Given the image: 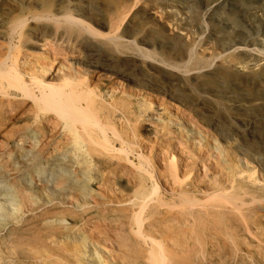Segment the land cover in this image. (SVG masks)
Returning a JSON list of instances; mask_svg holds the SVG:
<instances>
[{
	"label": "rangeland",
	"instance_id": "1",
	"mask_svg": "<svg viewBox=\"0 0 264 264\" xmlns=\"http://www.w3.org/2000/svg\"><path fill=\"white\" fill-rule=\"evenodd\" d=\"M35 30L46 33L45 42L34 41ZM6 39L21 52L41 53L42 61L47 58L56 65H67L79 89L93 94L100 117L117 126L136 148L145 149L144 144L152 141L156 147L162 146L164 132L190 150L201 142V151L219 163L220 169L225 168L245 205L236 213L223 212L229 208H211L213 213L210 208H192L191 214H179L176 220L166 213L156 218L160 226L153 232L164 245L168 264H264V0H0V45L5 53L11 45ZM21 103L13 129L35 131L32 114L24 115L33 105L21 107ZM171 111L190 117L207 139L190 136V141L173 124ZM0 118V123L6 122L5 114ZM59 124L55 133L47 126L40 130L51 144L45 152L48 177L41 182L38 162H22L26 151L13 146L6 150L14 155L8 169L20 164L16 182L25 185L34 179L48 185L46 180L53 173L63 177L58 175L60 154L72 155L73 149L63 146ZM118 141L113 142L122 148ZM218 146L225 148L228 166L218 159ZM91 157L92 167L72 164V176L82 172L78 173L82 180L93 179L91 187L97 192L102 186L108 192L115 184L123 192V162L97 152ZM188 185L194 187L192 179ZM80 188L69 179L61 182L62 191L74 197L82 192ZM42 197L53 203L33 206V214L19 225L0 227V264H39L31 250L54 248L50 238L56 231L48 221L60 213H66L72 227L87 233L92 229L124 230L126 243L115 240L122 244L116 246L123 259L118 264H153L143 256L145 250L137 249L123 223L125 216L116 219L105 210V203L99 201L98 208L73 213L70 201L61 195ZM109 237L111 240L113 233ZM56 255L58 261L48 254L52 259L46 264H78L62 248Z\"/></svg>",
	"mask_w": 264,
	"mask_h": 264
},
{
	"label": "bare ground",
	"instance_id": "2",
	"mask_svg": "<svg viewBox=\"0 0 264 264\" xmlns=\"http://www.w3.org/2000/svg\"><path fill=\"white\" fill-rule=\"evenodd\" d=\"M74 20L72 21L74 22ZM32 33L37 44L44 41L47 37L43 31L35 30ZM6 41L9 42L7 39ZM9 43L11 44V41ZM2 47L4 45H0V116L5 114L6 122L0 123V139H2L0 140V151L3 156H0V227H8L12 224L19 225L20 222H23L22 219L24 217L33 214V206L41 203L52 204L53 201L45 200L42 197V195L49 193L57 197L61 195V197L70 201L73 213H83L91 208H98L102 202L108 206L105 210H108L116 219L119 218V215L125 216V221L120 222H123L127 227L129 235L131 234L134 237L137 249L145 250V255L143 256L153 264H168L169 259L164 245L160 241L161 239L159 240L154 234L155 232H153L160 226L156 218L166 213L176 220L177 216L191 214L193 212L192 208H202L206 209V211L209 208V210L212 208L219 209V211L229 208V210H223V212L231 210L236 213L245 205L240 202L241 197L238 198L234 192L235 184L230 183V178L228 179L224 173L223 169L225 168L220 169L219 163L212 162L210 157L201 151V142L193 143L194 145H192L190 150L176 141L180 143L181 146H179L169 134L159 132L163 138L162 146L156 147V141H152V143L144 144L145 149L136 148L133 142L131 144V142L126 141L117 126L108 120V122L104 121L101 118L102 116L100 117L99 107H97L93 94L86 95L87 93L85 94L79 89L80 84L78 85L75 74L71 70L69 71L67 65H56L55 61L52 62V60L47 58L42 61L41 53L21 52L18 45L11 44L7 53L1 50ZM92 92L94 93V91ZM111 94L114 95L116 93L113 90ZM18 101L22 102L21 107H25L27 103L33 105V108H30L24 115L27 113L29 115L32 114L33 125L37 128L35 131L29 127L20 130L13 129L21 114L20 108H18L20 102ZM158 107L161 109L162 105L160 104ZM171 114L173 124L177 126L176 128L179 127V130L185 136L188 134V138L190 136H197L201 139L204 137L198 127H195L190 117L172 111ZM156 121H160L159 118ZM59 122L62 125L61 131L65 140L63 146L72 148L73 154L68 155L65 152L60 154L62 162H60V165L57 164L60 166L58 171L60 174L58 173V175L63 177L58 178L59 176L53 173L46 180L48 185H43L40 183L41 180H45L48 177L46 176L45 163L49 159L46 157L45 152L51 144L50 139L47 140L45 134H42L40 130L47 126L55 133L60 126ZM115 139L122 142V148L115 146L113 142L116 141ZM187 139H184V142L188 141ZM189 140L191 141V138ZM12 146L20 151L28 152H25L22 157V162L26 165L29 162H38L37 173L38 181L40 182H36L34 179H29L31 182L25 183V185L16 182V174L21 172L19 170L20 164L15 165V169H8L7 165L13 162L14 155L12 153L9 154V152L5 153L7 152L6 150L11 151ZM60 148L64 150L63 147ZM215 149H217V146ZM218 150V159L224 164L228 163L225 148L223 150V148L219 147ZM92 152L123 162L124 167L122 169L126 173L121 174L126 180L123 192L119 193L117 191L116 184L111 186L108 192L102 189L106 188L103 186L97 192L91 187L94 183L93 179L86 178V180H82L83 178L78 175V173L82 172L73 173L72 176V171L70 172L72 164L93 166ZM225 165L228 166L229 164ZM63 179H69L74 185L80 186L82 192L79 191L78 196L74 197L73 193L62 191L61 182ZM191 179L194 184L193 188L188 185ZM99 201L101 202L99 203ZM194 211L196 212V210ZM65 214L60 213L57 217L48 221L57 232L53 233L52 236L50 235V241L54 248L41 250L42 247H40L41 251L37 249L31 250L39 264L41 262L46 264L52 259L48 258V254L54 260V257H56L58 261L60 257L56 255V250L58 251L61 248L63 251L69 252L71 256L73 255L78 264H103V262L118 264L119 258L123 260L121 259L122 256L120 257L119 255L121 253L116 249V246L120 248L122 244H120L121 242H116L117 244H115V240H123L126 243L124 230L116 229V225H113L116 229L114 231L109 228L108 230H101L100 228V230L89 229L90 233L88 232V234L84 232L83 228L72 227ZM111 233H113L114 240H112V237L110 240L109 235L111 236ZM60 236L61 238H59ZM125 247L128 248L127 246ZM129 249L126 251H129ZM65 254L68 255L67 253ZM127 256H129L128 252ZM61 262H64V260ZM120 263L122 262L120 261Z\"/></svg>",
	"mask_w": 264,
	"mask_h": 264
}]
</instances>
